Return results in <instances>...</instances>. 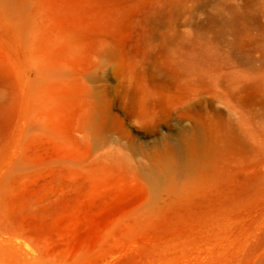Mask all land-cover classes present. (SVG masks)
<instances>
[{"label": "rangeland", "instance_id": "obj_1", "mask_svg": "<svg viewBox=\"0 0 264 264\" xmlns=\"http://www.w3.org/2000/svg\"><path fill=\"white\" fill-rule=\"evenodd\" d=\"M0 7V264H264V0Z\"/></svg>", "mask_w": 264, "mask_h": 264}, {"label": "bare ground", "instance_id": "obj_2", "mask_svg": "<svg viewBox=\"0 0 264 264\" xmlns=\"http://www.w3.org/2000/svg\"><path fill=\"white\" fill-rule=\"evenodd\" d=\"M12 9H13V8H12ZM12 9H11V10H12ZM1 10H3V9L0 7V11H1ZM45 74H46V73H45ZM199 168H200V167H199ZM174 170H175V169H174ZM174 170H173V171H174ZM161 171H162V170H161L160 168L156 167L155 171L152 172L150 175H151V177L153 178V177L155 176L156 173H161ZM188 173H189V172H188ZM176 184H177V183H176ZM182 186H183V185H182ZM185 189H186V188H185Z\"/></svg>", "mask_w": 264, "mask_h": 264}]
</instances>
